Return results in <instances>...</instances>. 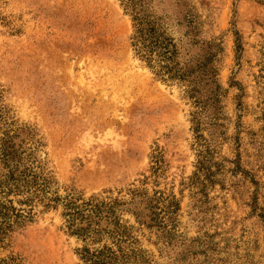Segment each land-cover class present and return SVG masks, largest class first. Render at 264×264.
Returning a JSON list of instances; mask_svg holds the SVG:
<instances>
[{"label": "rangeland", "instance_id": "rangeland-1", "mask_svg": "<svg viewBox=\"0 0 264 264\" xmlns=\"http://www.w3.org/2000/svg\"><path fill=\"white\" fill-rule=\"evenodd\" d=\"M0 225V264H264V0H0Z\"/></svg>", "mask_w": 264, "mask_h": 264}, {"label": "trees", "instance_id": "trees-1", "mask_svg": "<svg viewBox=\"0 0 264 264\" xmlns=\"http://www.w3.org/2000/svg\"><path fill=\"white\" fill-rule=\"evenodd\" d=\"M133 21H134V33L132 35V45L137 50V52H141L144 48L153 47L155 41L151 39L150 31H147L146 26H150V24L145 21L137 12H133ZM150 30V29H149ZM168 52L167 48L164 46V55ZM3 228L1 229L0 225V235L3 234ZM98 255H102L100 252ZM93 258H88L90 261ZM88 264H98V262L91 261Z\"/></svg>", "mask_w": 264, "mask_h": 264}]
</instances>
